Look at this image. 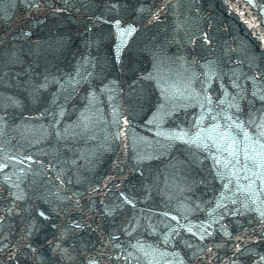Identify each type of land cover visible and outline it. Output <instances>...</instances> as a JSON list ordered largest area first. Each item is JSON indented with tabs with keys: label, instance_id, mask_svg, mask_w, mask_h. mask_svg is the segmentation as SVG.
I'll use <instances>...</instances> for the list:
<instances>
[{
	"label": "water",
	"instance_id": "95a60500",
	"mask_svg": "<svg viewBox=\"0 0 264 264\" xmlns=\"http://www.w3.org/2000/svg\"><path fill=\"white\" fill-rule=\"evenodd\" d=\"M205 84L260 122L264 0H0V264H264V185L190 142Z\"/></svg>",
	"mask_w": 264,
	"mask_h": 264
},
{
	"label": "snow or ice",
	"instance_id": "6c2138e0",
	"mask_svg": "<svg viewBox=\"0 0 264 264\" xmlns=\"http://www.w3.org/2000/svg\"><path fill=\"white\" fill-rule=\"evenodd\" d=\"M158 18V17H157ZM114 23L117 26V32L120 36L131 35L136 31V28L133 24H129L126 29L120 28L121 21L116 20ZM201 37L207 43H211V40L207 33H201ZM190 43H195V37L191 38ZM120 49L117 46V55L116 59H120ZM207 75H215V73L209 68V73ZM150 76V74H149ZM233 85L236 88H239L238 84ZM43 87V85H42ZM204 100L205 103L201 104L200 107L204 109L200 117L198 118V123H202L204 120L205 111L207 113L216 114L211 116V119L215 121L214 124H211L206 129H198L194 134V138H190L191 143L197 144L198 147L203 146L204 148H209V143L215 147V152L212 153L213 159L215 160L214 167H217V175L224 179L225 176H232L236 178V182L239 185L241 176L247 182L243 186H238L236 188L237 192H254L256 191L257 181L264 185V95L260 97L262 102L261 109H256L255 112L259 114L260 122L256 123L255 118L253 117L252 110L249 111V117L245 120L240 119V115L243 114V108L241 107L237 97H233L232 100L225 99L229 93L225 92L224 97H221L219 100H214L213 94L208 91V85L203 86ZM200 95V93H196ZM215 103V107L213 104ZM207 105V107H205ZM222 105H227V107H221ZM233 108L236 109L235 112L231 111ZM62 114V113H61ZM240 114V115H238ZM221 120L224 123H221ZM125 124L128 123L126 117L123 118ZM252 124L255 127V131L250 130L246 125ZM188 136V132L183 128L180 129L179 133L176 135L177 139L183 140ZM11 159H16L12 157ZM27 159L31 160L32 157ZM223 166L221 169L219 166ZM7 167L6 164H0V168ZM51 167V165H49ZM21 171H23L21 169ZM7 180L8 177H5ZM59 179V177H57ZM61 184L63 181H60ZM231 183V181H229ZM225 188L228 187V184L224 185ZM123 196L124 200L131 204L130 200L123 193L120 194ZM222 198V197H221ZM219 206V205H218ZM259 211V209H257ZM39 217L47 218V213L45 210H38ZM170 215V213H166ZM260 216L264 218V211L260 212ZM223 217H221L222 219ZM207 224V221L205 222ZM80 225H77L79 227ZM187 230L192 232L193 229L188 227ZM201 231L204 232V228H201ZM226 235L230 233L225 232ZM205 235H211L210 232H205V234L200 235V239L204 240ZM242 239V237H240ZM212 248H208V252H211ZM237 251H239V246H237ZM264 259V257H261ZM89 264H98L96 260H90Z\"/></svg>",
	"mask_w": 264,
	"mask_h": 264
}]
</instances>
